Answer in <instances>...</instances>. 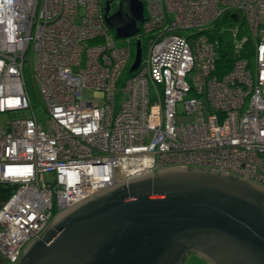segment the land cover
Wrapping results in <instances>:
<instances>
[{
    "label": "built area",
    "instance_id": "1",
    "mask_svg": "<svg viewBox=\"0 0 264 264\" xmlns=\"http://www.w3.org/2000/svg\"><path fill=\"white\" fill-rule=\"evenodd\" d=\"M106 1L0 0L5 264L57 215L135 177L182 167L264 188V0H142L144 20L126 37L111 34ZM126 6L116 26L131 17ZM227 12L246 32L235 27L236 60L219 75L205 31ZM142 39L140 66L119 85ZM29 57L45 121L26 83Z\"/></svg>",
    "mask_w": 264,
    "mask_h": 264
},
{
    "label": "water",
    "instance_id": "2",
    "mask_svg": "<svg viewBox=\"0 0 264 264\" xmlns=\"http://www.w3.org/2000/svg\"><path fill=\"white\" fill-rule=\"evenodd\" d=\"M135 34L142 0H124ZM234 21L238 14H232ZM142 59L136 41L133 73ZM58 216V217H57ZM17 264H182L196 253L211 264H264V188L231 174L172 167L110 185L57 215Z\"/></svg>",
    "mask_w": 264,
    "mask_h": 264
},
{
    "label": "trees",
    "instance_id": "3",
    "mask_svg": "<svg viewBox=\"0 0 264 264\" xmlns=\"http://www.w3.org/2000/svg\"><path fill=\"white\" fill-rule=\"evenodd\" d=\"M236 26L240 27L239 34H237L240 38L246 32L245 21L244 19H240V21L236 23V21H234L232 18V14L227 12L205 31L207 36L212 41L218 43L217 73L219 75L229 72L233 67L234 61L236 60V52L234 49V42L236 40L234 29ZM141 42L142 52L144 54L145 43L143 39ZM245 45L248 47L251 46L250 40L245 43ZM244 54L246 55L247 53L241 52L240 57ZM129 68L130 66L126 68L120 81H123L132 75V73L129 71ZM10 194L11 188L9 186L5 184L0 185V203L5 201ZM0 264L5 263L0 259Z\"/></svg>",
    "mask_w": 264,
    "mask_h": 264
},
{
    "label": "rangeland",
    "instance_id": "4",
    "mask_svg": "<svg viewBox=\"0 0 264 264\" xmlns=\"http://www.w3.org/2000/svg\"><path fill=\"white\" fill-rule=\"evenodd\" d=\"M121 0H113V8L116 9L118 7V4ZM115 31L112 29L111 34H114ZM185 35L188 34V32H184ZM145 43V41H144ZM33 66H34V61L31 60V57H29L28 59V63L25 67V79H26V83L28 86V90H29V94L32 100V103L36 106V112L38 114V116L43 119L44 121L47 120V116L44 114L43 110H42V105L39 99V95H38V87L35 84L34 78H33ZM125 80L120 81L119 85H122L124 83ZM92 95V92H85L84 96L85 97H89ZM9 115L8 113H1L0 114V127H4L6 126V122L8 121ZM45 179H52V175H44ZM58 217V216H57ZM199 264V263H198Z\"/></svg>",
    "mask_w": 264,
    "mask_h": 264
},
{
    "label": "flooded vegetation",
    "instance_id": "5",
    "mask_svg": "<svg viewBox=\"0 0 264 264\" xmlns=\"http://www.w3.org/2000/svg\"><path fill=\"white\" fill-rule=\"evenodd\" d=\"M113 1L111 2V10H110V14H112L114 11H119L120 15L117 16V19L119 18V20H124V18L126 17V2L124 0H121L118 4V7L116 9L113 8ZM115 18H113V21ZM211 264L210 262H208L206 259L200 257L198 254L196 253H188L184 256L182 264Z\"/></svg>",
    "mask_w": 264,
    "mask_h": 264
}]
</instances>
